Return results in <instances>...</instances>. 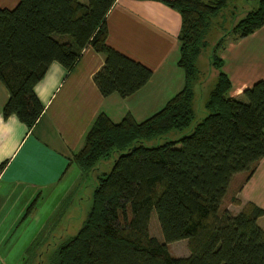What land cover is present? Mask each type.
<instances>
[{
	"label": "trees",
	"instance_id": "16d2710c",
	"mask_svg": "<svg viewBox=\"0 0 264 264\" xmlns=\"http://www.w3.org/2000/svg\"><path fill=\"white\" fill-rule=\"evenodd\" d=\"M116 0H19L0 5V79L9 91L4 115L30 127L44 111L35 86L53 61L71 70L92 45L104 55L94 79L104 95H130L148 82L152 68L108 43L106 16ZM182 16L178 65L185 84L142 121L127 112L119 121L100 111L82 147L71 157L83 171L119 152L98 176L92 206L77 233L61 242L52 264H264V207L246 201L238 212L223 207L234 175L248 179L264 157V79L230 95L232 81L214 45L217 81L205 103L207 114L192 130L162 143L147 144L196 117L197 60L209 44L214 15L229 0H165ZM264 25V0L249 9L230 33L246 36ZM5 162H2V167ZM232 201L242 200L233 195ZM32 206V205H31ZM30 206V207H31ZM155 208L164 240L151 233ZM189 239L191 253L174 256L168 243Z\"/></svg>",
	"mask_w": 264,
	"mask_h": 264
},
{
	"label": "crops",
	"instance_id": "0c3cea01",
	"mask_svg": "<svg viewBox=\"0 0 264 264\" xmlns=\"http://www.w3.org/2000/svg\"><path fill=\"white\" fill-rule=\"evenodd\" d=\"M18 1L0 0V5L12 8ZM106 20L108 43L152 68L151 78L130 95H104L94 74L105 58L88 45L71 70L53 61L38 81L35 91L44 111L31 127L15 113L4 115L9 91L0 79V164L5 162L0 166V203L4 197L12 199L20 194L29 200L62 186L74 163H70L71 157L82 147L100 111L107 112L114 121L127 112L142 121L183 88L185 72L178 65L182 16L176 8L165 0H116ZM219 54L232 81L230 95L243 97L247 87L264 79V25L246 36H227ZM244 173L234 175L227 192L239 182L236 196L242 203L230 198L224 206L234 212L249 200L264 207V157L248 179ZM71 187L67 186L65 192L70 193ZM1 215L0 206V263L7 240L4 235L7 237L13 229L7 228L4 233Z\"/></svg>",
	"mask_w": 264,
	"mask_h": 264
},
{
	"label": "rangeland",
	"instance_id": "374dc122",
	"mask_svg": "<svg viewBox=\"0 0 264 264\" xmlns=\"http://www.w3.org/2000/svg\"><path fill=\"white\" fill-rule=\"evenodd\" d=\"M259 4L260 0H229L227 5L212 17L207 34L209 44L197 60L200 80L196 83L195 119L183 130H171L146 140L145 143L157 144L181 137L189 133L194 125L207 114L205 103L216 84L218 72L217 67L210 61L213 47L224 34L233 36L234 34L230 31L236 23L249 9ZM118 154L119 152L114 151L109 157L100 159L96 166L88 171H83L74 162L63 183L60 184L63 185L54 192L46 191L44 195L33 196L29 200L21 194L14 195L12 199L10 196L4 197L0 203L2 228L4 233L7 228L13 226V229L7 237L4 235L7 240L3 245L0 264H52L51 259L57 246L77 233L87 218L98 176L111 169ZM243 178L244 176L241 179ZM69 185H72L70 193H66ZM238 187L239 182L233 185V189L225 198L223 207L228 203V199L239 191ZM29 207L30 210H28ZM16 215L17 222L14 223L13 219ZM259 223L264 225V216L259 218ZM150 230L152 234L164 240L155 208L150 214ZM168 246L174 256H187L191 253L189 239L186 237L171 241Z\"/></svg>",
	"mask_w": 264,
	"mask_h": 264
}]
</instances>
